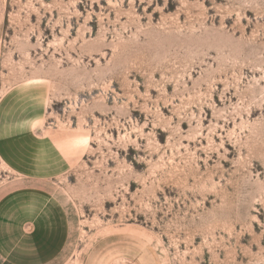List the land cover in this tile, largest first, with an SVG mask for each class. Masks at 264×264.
Masks as SVG:
<instances>
[{
	"label": "rangeland",
	"instance_id": "374dc122",
	"mask_svg": "<svg viewBox=\"0 0 264 264\" xmlns=\"http://www.w3.org/2000/svg\"><path fill=\"white\" fill-rule=\"evenodd\" d=\"M25 176L46 264H264V0H0V195Z\"/></svg>",
	"mask_w": 264,
	"mask_h": 264
},
{
	"label": "crops",
	"instance_id": "0c3cea01",
	"mask_svg": "<svg viewBox=\"0 0 264 264\" xmlns=\"http://www.w3.org/2000/svg\"><path fill=\"white\" fill-rule=\"evenodd\" d=\"M41 182L25 176L0 195V256L11 264H46L63 242V214Z\"/></svg>",
	"mask_w": 264,
	"mask_h": 264
}]
</instances>
